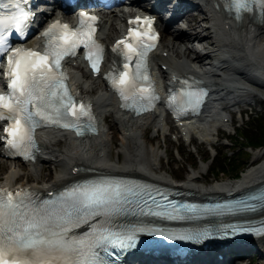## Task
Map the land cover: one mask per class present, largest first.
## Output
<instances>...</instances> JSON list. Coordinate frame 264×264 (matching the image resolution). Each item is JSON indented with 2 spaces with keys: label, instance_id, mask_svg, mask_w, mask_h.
<instances>
[{
  "label": "snow or ice",
  "instance_id": "snow-or-ice-1",
  "mask_svg": "<svg viewBox=\"0 0 264 264\" xmlns=\"http://www.w3.org/2000/svg\"><path fill=\"white\" fill-rule=\"evenodd\" d=\"M24 4L25 0H11L6 6L12 10L0 12V53L7 51L5 75L9 89L0 92V118L8 120L4 125L5 135L0 138L6 146L27 157L36 147L33 129L37 116L75 128L78 133L83 131L79 118L82 115L91 117V106L77 103L70 95L61 61L65 54L84 45L92 68L99 72L103 46L94 39L95 26L92 22L98 18L81 12L78 27L57 20L45 29L44 35L48 39L43 51L24 47L8 51L10 34L15 30L18 35H25L30 18L34 16ZM253 5L259 10L258 18L264 19V0H230L227 6L234 7L240 18L244 10L252 11ZM141 19L130 18V23L131 20L139 22ZM151 19L143 18L146 30L130 27L127 36L113 45L114 48L122 45L119 50L124 57L123 70L118 75H108L125 101V107L130 106L129 100L138 107L144 103L151 106L158 98L146 66L147 50L153 46L152 42L158 35L153 33ZM133 58L134 68L129 63ZM205 92L202 87H181L179 102L196 109ZM174 99L176 93L168 97L169 102ZM70 117L76 122H69ZM150 192L152 190L147 186L111 177L74 184L52 200L35 198L36 194L31 189L12 191L0 188V264H112L101 255L109 245L130 247L138 240L137 233L160 230L155 225L134 224L114 228L110 226V221L102 223L112 214L125 210L155 211L156 215L178 219L206 215L205 210L213 207L188 201L178 204L156 194L157 199L163 201L162 205H158L153 202ZM223 204L236 209L256 207V203L235 201ZM81 225L86 230L77 231ZM260 232L264 233V227L260 228ZM162 234L172 238L170 232ZM220 234L224 233L209 227L184 238L199 240L204 236Z\"/></svg>",
  "mask_w": 264,
  "mask_h": 264
},
{
  "label": "bare ground",
  "instance_id": "bare-ground-1",
  "mask_svg": "<svg viewBox=\"0 0 264 264\" xmlns=\"http://www.w3.org/2000/svg\"><path fill=\"white\" fill-rule=\"evenodd\" d=\"M190 2L199 4L200 9L194 14L185 13L186 28L179 30L174 25L164 27L162 33L164 40L161 39L158 49L152 54L156 75L196 72L211 90L213 89L214 94H223L226 91L230 94L232 91L245 89L244 86H236V82L231 78H224L225 75L219 77L218 81H213L212 77L218 76L217 74L208 71L200 73V70L207 66L205 60L211 58L213 54L227 52L229 65L232 59H235L239 63L231 66H236L242 71L246 72L252 66H257L263 68H258L257 71L264 72V19L256 18L252 14L251 16L245 15L235 22L216 1L191 0ZM119 19V14L112 15L110 20H113V23L102 29L104 39H111L113 35L119 33L120 30L117 29L115 22ZM192 38L197 39L198 42H206V44L201 46L197 52L196 46L191 43ZM34 40L35 38L32 39ZM191 53L194 56H191ZM71 62L73 65L69 66L74 91L85 95L94 104L99 120V131L83 139L73 138L69 131H40L38 133L40 150L35 160L27 165L26 175L32 178V182H22L23 184L45 191L78 177L81 171L94 169L147 177L189 189L193 195L202 196L221 194L264 180L263 150L253 152L255 154L249 165L233 180L217 177L209 180L204 175H198L192 171L188 172L181 182L175 183L173 178L176 175L174 173L172 176L167 175V170L161 162L160 143L157 141L155 144H150L153 138L149 135V127L154 126L165 135L168 131L177 130V133L185 138L188 133H192L199 139V142H195V148L200 151L203 141L209 143L210 146L215 144L214 130L218 129L217 124L222 123H216L218 120L209 122L198 119L188 121L190 123L186 126H176L172 124L167 115H163L158 109L145 116L133 117L119 110L118 103L103 87L100 77H90L80 61ZM161 63L167 65L170 72L162 70L159 66ZM215 69L219 71L221 66H216ZM240 77L246 76L242 74ZM262 88L264 89V86ZM262 99L260 95L251 93L250 97L243 100H233L235 104L233 106L245 108L244 105L250 100ZM212 107L213 105H207L203 113L204 117L210 114ZM117 139L118 146H116L115 158H113L112 147ZM21 164L20 162L11 164L10 168L0 176V183L15 184L20 174ZM47 164L52 168L45 176L43 170ZM75 168L77 169L74 170ZM256 247L262 254L260 264H264V236L258 239ZM201 258L202 256L196 259L201 260Z\"/></svg>",
  "mask_w": 264,
  "mask_h": 264
},
{
  "label": "rangeland",
  "instance_id": "rangeland-1",
  "mask_svg": "<svg viewBox=\"0 0 264 264\" xmlns=\"http://www.w3.org/2000/svg\"><path fill=\"white\" fill-rule=\"evenodd\" d=\"M164 40V37H162V41ZM264 92V89H263ZM252 100H250L248 103L250 104H245V109L246 112L242 115L240 118L238 114H235L236 123L234 124L239 125V128L237 132L242 131L244 128L247 130H256L255 124H254V118L256 116V113L260 115V119L264 121V99H262V104L259 106L261 111H257L256 109L252 110L250 109L252 106ZM111 133V131H110ZM226 133L230 135V139L222 138V139H216L215 138V144L213 146H210V144L207 143H202L201 144V150L198 151L195 148V142L193 144H187L184 139L178 138L177 133H170L168 136H166L162 131H158L154 126L151 127L149 130V135L154 139L152 140V143L150 144H155L157 141L160 143V149L159 152L162 153L161 157V162L165 169L167 170V175H171L174 173L176 176L175 177H181V180H183L188 172H192L191 168L193 165L197 169H193V172H196V174L204 175L202 172L205 171V167L207 166V162L201 163V157H205L207 155H212L214 154V149L217 148L218 151V157L222 159L223 153L226 150L232 149L235 146H242L244 143V140L242 138H237L236 134H233V129L231 127L226 128ZM232 134V135H231ZM119 139V138H118ZM118 139L113 144L112 151H113V158H115V153H116V146H118ZM231 141V142H230ZM148 143V145H150ZM174 148H180L182 151L181 154L177 153L174 151ZM247 148L243 149L240 148L239 151L237 152L236 156L241 159L242 161L245 162L246 167L249 165V162L253 155L259 150H264V146L257 148L256 150H250L249 152L246 151ZM11 163L8 161H5L4 159L0 158V176L4 172H6L10 168ZM27 165L28 164H21L20 165V174L17 177L15 182H32L31 177H27ZM245 167V168H246ZM52 166H49L47 164L45 166V169L43 170V174L47 176V174L50 172ZM244 168V169H245ZM243 169V170H244ZM197 170V171H196ZM202 171V172H201ZM205 177L209 180H213L212 176H209L208 174L205 175ZM219 178H224L227 180H233L231 179L228 174H221ZM262 260V256H254L251 257L247 256L245 259L242 261H237L234 264L241 263V264H260V261Z\"/></svg>",
  "mask_w": 264,
  "mask_h": 264
},
{
  "label": "trees",
  "instance_id": "trees-1",
  "mask_svg": "<svg viewBox=\"0 0 264 264\" xmlns=\"http://www.w3.org/2000/svg\"><path fill=\"white\" fill-rule=\"evenodd\" d=\"M254 124L256 130L249 131L244 128L241 132L236 134L237 138H242L244 140L246 146L264 145V121L260 119V116H256L254 118ZM239 149L240 147L236 146L222 152V159L218 157V153L210 158V163L208 165L210 172H212L214 176L229 174L237 177L245 167L244 161L236 156Z\"/></svg>",
  "mask_w": 264,
  "mask_h": 264
}]
</instances>
